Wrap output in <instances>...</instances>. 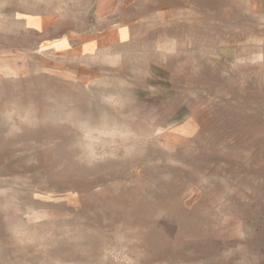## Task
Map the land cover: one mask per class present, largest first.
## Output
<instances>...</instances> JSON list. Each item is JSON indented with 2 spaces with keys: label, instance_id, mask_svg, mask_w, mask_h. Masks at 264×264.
Listing matches in <instances>:
<instances>
[{
  "label": "rangeland",
  "instance_id": "rangeland-1",
  "mask_svg": "<svg viewBox=\"0 0 264 264\" xmlns=\"http://www.w3.org/2000/svg\"><path fill=\"white\" fill-rule=\"evenodd\" d=\"M0 264H264V0H0Z\"/></svg>",
  "mask_w": 264,
  "mask_h": 264
}]
</instances>
